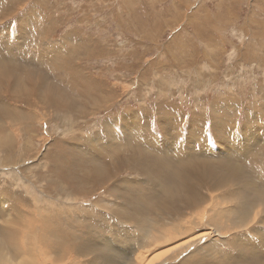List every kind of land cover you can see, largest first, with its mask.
Here are the masks:
<instances>
[{
	"label": "rangeland",
	"instance_id": "obj_1",
	"mask_svg": "<svg viewBox=\"0 0 264 264\" xmlns=\"http://www.w3.org/2000/svg\"><path fill=\"white\" fill-rule=\"evenodd\" d=\"M0 52V85L8 83L0 102L12 116L6 120L11 149L0 150V161L8 157L14 165L0 162L2 230H22L8 226L16 211L19 218H34L35 206L52 203L84 222L76 232L100 227L96 231L117 239L109 245L118 247V238L131 229L140 235V228L115 210L101 209L92 214L97 218L84 221L81 216L100 202L115 208L133 199L137 205L129 209L139 214L153 206L150 221L167 231L197 213L205 223L225 226L218 211L226 200L245 215L261 208V202L249 199L246 206L233 195L264 191V0H0ZM23 55L40 75L22 63ZM13 75L44 77L50 85L60 78L69 100L56 92L58 101L37 89L30 95L12 90ZM53 86L63 92L64 86ZM133 140L154 153L167 150L173 164L196 167L187 178L185 172L178 177L183 182L178 187L171 183L161 190L171 167L155 163L156 172L136 167ZM92 159L101 166L98 173ZM224 161L237 169L235 182L203 183L201 177L211 172L220 177ZM173 197L178 198L171 203ZM181 198L192 199L193 206L180 210ZM260 214L263 218L264 210ZM257 223L253 228L264 235ZM20 232L22 243L26 233ZM215 234L166 264H264V255L239 254L230 234ZM234 236L264 253V239L249 230ZM196 251L205 253L201 263ZM192 256L196 259L187 263Z\"/></svg>",
	"mask_w": 264,
	"mask_h": 264
},
{
	"label": "bare ground",
	"instance_id": "obj_2",
	"mask_svg": "<svg viewBox=\"0 0 264 264\" xmlns=\"http://www.w3.org/2000/svg\"><path fill=\"white\" fill-rule=\"evenodd\" d=\"M36 23L37 22H35V25ZM29 33L31 32H26L25 35L27 34L29 36L30 35ZM21 57L23 59L22 63H25V66L27 68L29 67L30 69H32L34 74H38V71L36 70L35 66L33 64H30L32 63L31 59L30 60H27V58L25 59L24 58L26 57L25 55ZM21 57H17L19 63H20L19 59H21ZM48 59L51 62H53L54 57L49 56ZM1 60L3 59L1 58ZM3 61H6V60H3ZM34 61H35V64L38 66L43 65L44 68L48 67L46 65V62L39 63V60H34ZM1 64L4 65L3 63ZM31 65H32V68H31ZM4 75H5V72H4ZM45 75L46 77H49L48 76L49 74H43L42 76H45ZM12 78H14L13 81H15V83L13 82V85L15 87H12L11 85L12 90L21 89L22 91H26V93L30 95L33 90L37 89L39 92L38 95H42L44 93L49 96L50 100L58 101L57 98L52 96V94L56 92V93H60L58 95L61 100L64 98L65 100H69L63 95L64 91L66 90V87L63 85L62 82L60 83V78L56 79V82L51 83V85L49 84L50 82H48L46 78L40 77L38 79H35L36 77L34 75L27 76L26 80H24L22 76H14ZM1 84L2 85H0V90L4 91L5 86L8 83L4 86H3V83ZM55 84L58 85L59 87H61V85L64 86L62 87L64 88L62 90L63 91L62 93L59 92L58 90H55L53 86ZM7 119H12V116H7V111L3 103L0 102V150H2L3 147L9 150L11 149V145L7 142V140L11 138V136L9 135V128L11 126L7 125V122H6ZM40 120L42 121V119ZM163 121L166 122L167 121L166 118ZM33 123L34 122L32 121L30 124H33ZM23 125L24 123L21 126V130L24 129ZM250 131L253 132V129ZM248 135H252V134H248ZM126 141H127V138H126ZM165 148H171V147L166 145ZM141 149L144 151L143 152L144 154L140 153ZM150 149L145 147L141 143H135L133 140V146L130 152L132 153V159L134 161L135 166L142 170L149 169V170H152V172H156L158 170V168L156 167L157 163L164 166L165 168L170 169L171 167L170 169L171 173L167 172L170 174V176L168 177L167 181H165L161 185V190L169 188L171 183L173 184L174 187H178L179 183H183L178 180V177L185 172V176L187 178L191 174V173H188L187 171L194 170L196 167V164L194 162L173 164L169 161L170 159L167 158V153H168L167 150H164L162 152H159L156 150V152H159V153H154L155 151L152 152L153 150L150 151ZM145 151H146V154H145ZM180 152L182 153V152H188V151L181 150ZM182 156L184 155H180V157ZM0 162H2L1 164L2 166H9V168H12L14 166L13 164L10 163V159L8 157L3 158V160ZM91 164L93 165L95 172L98 173L101 169V166H97L94 159L91 160ZM234 168L235 166L233 163L224 161V171L221 173L220 177H218V174L215 175L214 173L211 172L208 175L201 177V180L203 183H205L206 180H210V179L216 180L217 179L218 184L220 186L227 187V184H225L226 182H230L233 184L236 180L234 178H237L239 176L237 169H234ZM158 172H160V170ZM146 173L149 176H151L150 173L148 172ZM220 186H217V187H220ZM233 196L241 197L239 201L246 206L249 202V199L255 202H261V205L259 206L261 208L256 213L245 215L241 213V211H239L238 209H234L235 207L232 206L233 201H229V200L224 201L223 199L222 202L224 201L223 203L227 205V207L220 208L218 212L226 219V222L228 224L226 223L225 226H222L221 225L222 223L220 224L218 220H215L213 225H211L210 223H205L203 218L197 216L198 214L197 213V214H193V216H190L185 221H182L176 229L169 230V231L162 230L163 226L160 222L158 223L155 220L153 222L150 221L151 212L154 210L153 206L147 209L145 213L139 214L129 209V207L137 205V202L133 199L127 203L126 207H124L125 205L123 207L122 205H119V206L116 205L115 208H113L114 205L111 206L105 202H100L97 204L96 207L92 208L91 210L92 212H88L89 214L87 213V215L81 216L83 220L84 218L85 220L89 218L90 219L94 218L95 216L92 214L96 212L98 213L101 209L103 210V212H110L111 210L112 211L115 210L116 215L118 217H120L123 221H133L134 224L138 228H140L145 234V236H141V230L138 228L137 229L139 230L140 235L135 233L136 230L131 229L133 230L131 233L128 232L126 235L123 234L124 235L123 238H118L120 240V244L118 247L109 245V243H111L114 240L116 241L117 239H107L101 235V232L98 233L96 231L100 227L93 226L92 228H86L84 230L85 233L84 232L78 233V231L76 232V230H81L77 224L81 222L83 227H85V224L84 222H82V220L79 217L74 218V216L72 215V212L71 214L67 213L69 212L68 208L64 206L60 207L59 205V208H57L52 203L46 204V207L42 206L43 208L42 207L36 208L35 206V211L38 212L37 213L38 215L37 217H34V218H31V216H29V218H25V217L19 218L18 213L20 212L16 211V217H15L16 219L11 220L8 226L10 225L11 226H21V228L19 229H22L23 232L26 233V236L22 239V243H23L22 245L21 243L22 232H20L22 230H19V231L14 230V229L5 230V228L4 230H2L3 228L0 227V264H82V263L84 264H166L169 260H173V259L177 260V258H180L182 254H184L186 251H189V249H191V247H194L199 241L201 242L205 239L206 241H209L208 239L214 237L216 235L215 233H219V235H221V233L230 234L231 243L237 249H239L238 250L239 254L245 255V256H252V257H261L264 255V253L261 250L257 251L256 250L257 248L253 247L252 244L250 243H247L246 245L245 243L242 244L240 242L241 240H238L237 236H234V233H237V232L243 233L249 230L251 235H253V237L258 238V241H262L264 239L263 233L260 235L256 233L255 229L253 228V224L256 222H258L257 224H261L262 228H264V217L262 218V215L260 214L261 211L264 210V191L262 190V192H253L252 195H248L246 191L242 190L240 191L238 195H233ZM177 198L178 197L171 198L170 202L171 203L174 202L175 200H177ZM152 199L159 200L156 197V195H154ZM181 199H184L185 202L184 204L182 202L184 206L180 207V210L188 209L193 206L192 199H187V198H181ZM230 199L232 198L230 197ZM48 201H51V200H48ZM73 203H71L72 205L71 204L70 205H71L72 210H75L76 206L72 207ZM71 208L69 207V209ZM20 209L24 210L25 208L24 206H22L20 207ZM1 211H3V209H1ZM221 212H229V215L222 214ZM257 217H260L261 219H256ZM6 221H8V218L6 219ZM104 224L105 226H107L106 222ZM94 233L95 235H93ZM96 234L101 235V237L96 236ZM173 244H176V245H173ZM140 249H142L143 253L140 251L139 252L136 251ZM146 249H147V253H145ZM255 251H257L258 253H255ZM152 252L154 253L150 254ZM195 254L199 255L197 258L200 260V263H201L204 260L203 256L205 255V253L197 252ZM84 257L86 261L82 262L80 258L84 259ZM88 257H90V260H88ZM191 258L196 259L195 256L194 257L192 256L187 260V263L190 262ZM219 258H221L220 254H219ZM258 263L259 261L257 262L249 261L246 264H258Z\"/></svg>",
	"mask_w": 264,
	"mask_h": 264
}]
</instances>
